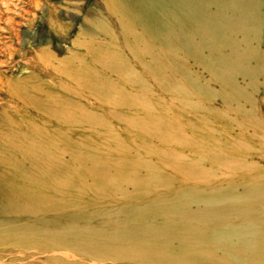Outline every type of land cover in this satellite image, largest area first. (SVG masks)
<instances>
[{
    "label": "rangeland",
    "instance_id": "obj_1",
    "mask_svg": "<svg viewBox=\"0 0 264 264\" xmlns=\"http://www.w3.org/2000/svg\"><path fill=\"white\" fill-rule=\"evenodd\" d=\"M207 3L220 17L203 40L169 16L128 13L120 0H0V47L21 48L19 76L39 73L22 81L21 93L35 95L48 125L36 122L41 117L30 123L22 108L20 124L2 127V140L15 152L32 149L42 168L35 181L59 189L41 200L43 210L6 215L8 227L43 219L53 232L109 230L110 218L155 199L199 195L196 203L208 198L216 207L264 185V0L240 10L230 0ZM39 50L48 58L33 71L23 58ZM16 156L27 159L11 152L4 160ZM18 237L1 246L0 264H134L48 250L38 232Z\"/></svg>",
    "mask_w": 264,
    "mask_h": 264
},
{
    "label": "bare ground",
    "instance_id": "obj_2",
    "mask_svg": "<svg viewBox=\"0 0 264 264\" xmlns=\"http://www.w3.org/2000/svg\"><path fill=\"white\" fill-rule=\"evenodd\" d=\"M120 1L128 13L135 9L143 19H167L168 16L176 19L174 24L184 29L185 33L188 30L200 33L203 40L206 37L202 30L214 27L220 17L216 13L210 14L206 8L207 2L213 4L216 0ZM230 1L234 3V9L240 10L247 5V0ZM157 8L163 10L164 16L156 12ZM9 33L12 35V41L18 42L19 35L15 29H10ZM183 39L185 41V37ZM41 51L42 55L35 54L36 56L33 55L30 60L23 58V64L28 68L33 65L32 70L34 68L33 71H36L37 64L46 62L45 59L48 58L43 56ZM1 52H5V63L10 69L0 71V252L1 246L7 240L17 238L19 234L30 236L38 232L47 238L48 244L42 243L48 250L65 247L103 263L107 260L116 263L131 260L134 264H264V185L248 187L242 192L243 195L232 193L233 195L225 197L216 207L208 205L211 203L206 202L208 198L205 199V203L204 200L201 202L205 205L196 203L198 199L201 201L199 195L186 197L174 195L171 198L155 199L146 206L124 209L116 218H110L106 224L111 227L109 230L94 231L91 228L74 225L53 232L54 223L51 226L43 219L22 225L18 222L8 227L4 219L6 215L43 210L47 201L41 200H47L59 189H55L48 180L44 179L39 183L35 181L33 173L42 168L38 166V159L32 149L15 152L8 147L11 146L9 140H2V127L10 125L8 122H16L15 119H18L16 115L20 116L22 108L31 113L30 123H34L43 113H40V108L34 102L35 95L30 99L33 101H29L28 93L31 91L26 89L27 95L23 97L20 86L25 78L35 77L34 74L39 77V73L18 75L19 69L16 67L18 60L15 58L21 55V48L0 47ZM51 86L53 85H50V88ZM43 116L45 120L47 117ZM50 117L52 116L47 120L52 123ZM41 119L42 117L36 122L46 124ZM16 123L20 124L18 121ZM32 130L30 134H33ZM11 152L26 157L25 161L30 162L31 166L25 167L27 162L18 161V156L16 163L4 160ZM26 182L30 184L26 185ZM188 202H195L196 208H192ZM37 224L44 226L36 227ZM54 249L52 251H55ZM72 259L71 262H74L72 264H84L83 259L82 262L81 259L75 261Z\"/></svg>",
    "mask_w": 264,
    "mask_h": 264
}]
</instances>
